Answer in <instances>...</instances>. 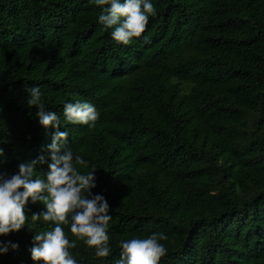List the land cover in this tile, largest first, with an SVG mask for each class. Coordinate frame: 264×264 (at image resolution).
Returning a JSON list of instances; mask_svg holds the SVG:
<instances>
[{"label": "trees", "instance_id": "obj_1", "mask_svg": "<svg viewBox=\"0 0 264 264\" xmlns=\"http://www.w3.org/2000/svg\"><path fill=\"white\" fill-rule=\"evenodd\" d=\"M151 3L157 14L124 45L98 22L107 5L0 0V172L51 162L56 129L26 103L39 86L110 206L108 257L63 226L77 264H115L121 240L152 233L168 237L159 264H264V0ZM77 100L99 112L94 127L65 120ZM45 210L29 199L25 226L0 235L19 245L0 264H43L32 238L54 224L31 215Z\"/></svg>", "mask_w": 264, "mask_h": 264}, {"label": "clouds", "instance_id": "obj_2", "mask_svg": "<svg viewBox=\"0 0 264 264\" xmlns=\"http://www.w3.org/2000/svg\"><path fill=\"white\" fill-rule=\"evenodd\" d=\"M103 7L98 22L112 28V38L124 45L138 38L145 31L150 16H155L156 8L151 0H91ZM29 108L37 109L36 116L45 128H55L52 142L48 145L50 163L44 155L22 162L18 172L8 175L0 172V235L21 230L27 221L25 206L42 202L46 208L40 213H32V221L41 217L52 222L54 227L35 233L30 248L34 261L43 264H77L70 249L76 241H70L64 225L70 224V232L82 240L89 248L95 249V256L108 257L110 254L108 224L110 206L103 195L93 194L96 187V169L81 172L77 165L88 168V162L79 154H74L68 145V132L59 131L60 117L46 111L39 86L27 90ZM63 116L70 124L95 126L99 112L87 101L68 102L63 105ZM0 148V155H3ZM48 164L44 178L36 175L37 165ZM22 189V190H21ZM70 218V219H69ZM168 237L162 233H152L146 238H131L119 242L121 253L115 264H159L167 254V248L160 241ZM19 245L11 241H0V253L15 250Z\"/></svg>", "mask_w": 264, "mask_h": 264}]
</instances>
